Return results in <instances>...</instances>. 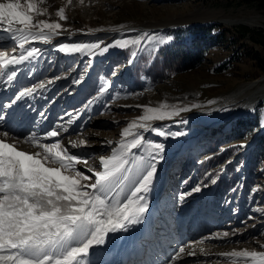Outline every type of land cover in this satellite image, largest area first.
Instances as JSON below:
<instances>
[{
  "label": "rangeland",
  "instance_id": "obj_1",
  "mask_svg": "<svg viewBox=\"0 0 264 264\" xmlns=\"http://www.w3.org/2000/svg\"><path fill=\"white\" fill-rule=\"evenodd\" d=\"M40 6L48 9L50 22L58 20L55 13L60 7H65L68 17L59 21L63 25L60 38L50 46H34L40 54L28 60L20 78L22 85L32 87L51 81L42 101L47 100L46 107L40 108L37 124L50 121L51 130H60L61 135L49 139L46 133L51 130L42 129L41 142L62 141L69 153L87 160L77 167L92 175L88 169L101 170L100 157L112 155L123 129L144 114L138 106L158 107L166 102L188 108L179 115L151 122L153 128L165 132L164 136L140 130L146 142L164 145L153 161L157 174L150 192L153 195L167 177L163 198L166 219L159 225L161 235L169 228L175 234L186 229L195 238V242L189 240L183 246L185 251L179 258L177 252L169 260L186 254L189 256L173 263L233 264L219 254L264 250L260 247L264 245V96L236 115H229L236 103L221 106L243 84L260 80L259 85H264V0H84L83 4L72 0L71 5L68 0H46ZM243 19L260 23L255 27L242 21L233 24V20ZM211 21L221 23L187 27ZM206 27L214 29L209 34L187 33ZM90 32L95 35L90 36ZM169 36L171 41L159 42V38ZM193 38L208 40L203 60L192 69L163 70V76L152 79L156 64L165 55H175ZM137 39L141 41L138 45L109 47L117 40ZM63 44H99L100 48L91 56L68 54L59 50ZM14 46L12 39L0 35V50L11 53ZM105 47L109 55L101 52ZM105 86L107 91L101 93ZM31 103L26 101V107ZM65 127L67 132L63 131ZM70 141L78 146L72 147ZM80 141L85 143L81 145ZM28 144L19 146L32 153L42 151ZM133 152L147 155L143 149ZM256 152L260 158L255 159ZM213 180L227 189L225 198L224 192L218 194V203ZM197 187L198 192L194 191ZM187 213L190 216L182 220ZM185 222L188 224L184 227ZM195 227L201 230L198 234ZM224 232L230 235L217 238V233ZM167 240L171 247L184 242Z\"/></svg>",
  "mask_w": 264,
  "mask_h": 264
},
{
  "label": "snow or ice",
  "instance_id": "obj_2",
  "mask_svg": "<svg viewBox=\"0 0 264 264\" xmlns=\"http://www.w3.org/2000/svg\"><path fill=\"white\" fill-rule=\"evenodd\" d=\"M45 3L46 0H0V32L8 33L15 42L11 53L0 50V68L37 59L40 49L26 45L50 42L60 35L63 25L59 21L68 19L65 7L56 11L58 20L50 22L48 9L40 6ZM39 16L49 19H36ZM171 39L161 37L159 42L164 44ZM140 42V39L117 40L109 47L123 48ZM98 48L99 44H63L59 50L91 56ZM107 50L105 47L101 52ZM16 75L12 71L8 81ZM43 87L40 83L25 88L16 99L31 96ZM106 91L107 86L100 89L101 93ZM138 107L143 108L144 114L123 129L112 155L100 157L101 170L88 169L92 175L77 167L87 164V160L69 153L60 140L44 143L35 134L21 140L8 130L0 131V264H89L90 250L103 245L109 233L126 232L130 226L142 223L149 208L146 194L151 190L156 172L153 161L163 152L164 145L146 142L140 130L164 136L165 132L153 128L151 122L190 109L166 102L158 107ZM63 131L67 132L68 128ZM60 135L56 129L46 133L49 139ZM21 143H31L42 151L21 150L18 147ZM79 143L82 145L85 141ZM70 144L78 146L73 141ZM134 149H143L147 155H136ZM229 235L228 232L216 234L217 238ZM184 251L181 247L176 258ZM219 255L229 258L233 264H264V250L241 249Z\"/></svg>",
  "mask_w": 264,
  "mask_h": 264
},
{
  "label": "bare ground",
  "instance_id": "obj_3",
  "mask_svg": "<svg viewBox=\"0 0 264 264\" xmlns=\"http://www.w3.org/2000/svg\"><path fill=\"white\" fill-rule=\"evenodd\" d=\"M233 21H235V22H233V24H235V23H241V21H242V24H245L247 26L249 25V27H255V26H257L260 23L257 20H253V21L252 20H249V21H246V19H243V20H233ZM226 22L227 23H230V21H226ZM0 35H3V36H6V37L10 38V35L8 33H6V32H0ZM64 35H66V34H64ZM89 35L90 36H93L95 34H93L92 32H90ZM60 37H61V35H57L50 42H34V43H36L37 45H40V46H47V45H50L52 43V41H54V40H56L57 38H60ZM107 39L108 38H106V40ZM109 54H110V52H108V51L105 52V55H109ZM259 82H260V80H257V81H254L252 83H247V84H243V85L239 86L238 87V90H235L233 94H231L226 100H224L221 103V106H230V105L236 103L235 106H232L231 107L230 112H229V115H236V114L241 113L242 111L248 110L249 109L248 108L249 106H252L256 101L259 100V98H261V97L264 96V85L263 86L259 85ZM252 88H255V89L253 90ZM18 147L21 150L30 152V151H28V149L26 150V149H24V148H22L20 146H18ZM30 153H32V152H30ZM156 174L157 173L155 172L154 178H155ZM159 184H161V183H159ZM152 187H153V183L151 185V189H152ZM150 192H151V190L146 194L147 200H148V204H149V208H148V211L145 213V215L143 217V220H142V221H144L145 224L147 223L148 220H152V218H153L152 216L157 217L159 215V212H160V206H159V204L158 203H155V202H157L156 201L157 190L155 191V193L153 195H151ZM136 226H137V224L136 225H132V226H130L128 228V230L130 228L136 227ZM126 233H127V231L126 232L125 231H117L115 233H109L108 236L106 237L105 243L103 245H101V246L106 247L107 246V242L114 243L116 240L119 241V242H122V240H125L126 239ZM112 234H114V236H115L114 238H112ZM96 247L97 246H95L93 249L90 250V254H92L91 252L94 251ZM190 247H192V246H190ZM188 256L186 254H183V256H181L180 259H184V258H186ZM180 259H173V261L170 262V263L177 262ZM170 263H168V264H170ZM173 264H175V263H173Z\"/></svg>",
  "mask_w": 264,
  "mask_h": 264
},
{
  "label": "trees",
  "instance_id": "obj_4",
  "mask_svg": "<svg viewBox=\"0 0 264 264\" xmlns=\"http://www.w3.org/2000/svg\"><path fill=\"white\" fill-rule=\"evenodd\" d=\"M214 27L198 28L188 31L187 33L197 34L199 32H204L209 34ZM208 40L202 38H193L190 44L181 45L175 52V55L171 56L165 55V59L161 63L156 64L154 67L155 72L152 79H157L159 76H163L164 71L174 72V71H184L196 67L204 58L207 47ZM214 131V130H213ZM263 153V152H262ZM258 157V152H256L255 159ZM260 158V157H258Z\"/></svg>",
  "mask_w": 264,
  "mask_h": 264
},
{
  "label": "water",
  "instance_id": "obj_5",
  "mask_svg": "<svg viewBox=\"0 0 264 264\" xmlns=\"http://www.w3.org/2000/svg\"><path fill=\"white\" fill-rule=\"evenodd\" d=\"M221 22H219V21H211L210 23H198V24H195V25H188L187 27H189V26H194V27H200V26H211V25H214V24H220ZM184 27H186V26H184Z\"/></svg>",
  "mask_w": 264,
  "mask_h": 264
}]
</instances>
